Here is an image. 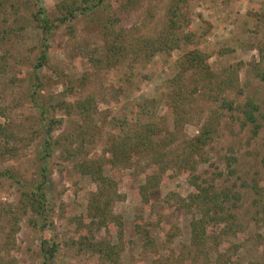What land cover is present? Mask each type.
<instances>
[{"label":"rangeland","instance_id":"obj_1","mask_svg":"<svg viewBox=\"0 0 264 264\" xmlns=\"http://www.w3.org/2000/svg\"><path fill=\"white\" fill-rule=\"evenodd\" d=\"M24 1L0 0V70H5L0 75V125L8 124L13 128L30 123L27 118L34 116V111L27 102L24 81L14 85L9 82L11 78L20 79L16 64L22 62L26 66L31 61L37 53L34 47L41 37L40 32L30 25L35 13L34 0H27L28 6ZM60 1L40 0L50 20L54 19ZM105 2L107 8L102 14L118 21L115 28L122 30L126 39L154 36L162 26L169 6V0ZM181 12L187 21L179 34L193 32L196 50L209 57L212 74L221 75L232 68L236 81L231 89L215 88L218 80L211 88L197 85L199 91L191 103L190 120L184 125L181 140L170 150L178 154L183 152L187 142L203 126L214 130L213 140L200 150L193 170H166L158 188L150 193V203L162 212L158 227L152 225L155 209L150 211L138 196V187L151 170L139 173L137 169L116 171L107 165L104 167L105 175L119 179L118 193L122 198L113 204L112 209L123 221L125 247L121 262L152 264L154 259L168 256L169 250L178 254L187 248L191 216L172 200H163L169 194L188 200L196 193L191 182L226 195L229 200L224 199L225 210L234 217L231 221L238 227L227 236H220L225 225L211 224L212 234L221 240L217 251L225 256L216 264L264 262V0H185ZM80 39L103 53L104 42L95 28L88 27L82 19L76 22V40ZM47 43L48 65L40 71L44 86L41 95L52 96L54 102L63 100L71 104L92 99L91 115L97 120L100 132L94 143L87 147L89 159L108 158L106 150L113 133L111 118H133L139 104L155 100L158 108L154 116L141 119L155 123L163 132L171 128L170 80L181 73V61L186 52L184 44L169 55L158 53L151 60L143 56L127 58L110 69L97 71L85 59L70 56V42L63 26L54 28ZM51 67L71 78L85 77L82 91L61 96L64 84ZM193 73L186 72L182 78L187 82ZM248 102L257 107L255 124L247 123L243 115L249 109L245 106ZM51 116L61 121V125H55L52 137L71 134L81 123L77 113L66 116L57 111ZM40 142L41 139L15 156L0 155V172L15 174L20 181L34 180L35 153ZM50 171V192L56 199L52 215L54 228L33 229L23 216L18 231L9 242L7 235L11 234L5 224L0 225V257L6 264H41L40 244L48 240L58 244L49 264H96L89 253L64 245L68 240L77 241L81 237L82 232L77 231L75 224L68 219L81 217L84 223H88L87 204L95 186L88 176L76 173L70 165L59 163L55 157L50 163ZM18 200L17 185L0 174V207H15ZM60 204L64 207V214L58 208ZM136 223L141 224L155 240L159 247L158 256L141 249L139 235L134 231ZM171 228H177L179 233L168 238ZM114 229L110 226L111 238L116 242ZM104 237L103 230L95 233L96 239Z\"/></svg>","mask_w":264,"mask_h":264},{"label":"trees","instance_id":"obj_2","mask_svg":"<svg viewBox=\"0 0 264 264\" xmlns=\"http://www.w3.org/2000/svg\"><path fill=\"white\" fill-rule=\"evenodd\" d=\"M184 2L185 0H169L162 26L154 36L126 39L123 31L115 28L118 21L102 14L107 8L105 0H61L56 5V15L52 20L47 17L40 0H34L35 13L31 24L28 22V25H33V28L41 34L38 44L34 47L37 53L26 66L22 62H17L20 79L11 78L9 82L14 85L24 81L27 85V102L33 109L34 116L27 118L30 123L19 125L17 128L8 124L0 125V155L15 156L36 141L41 139V142L35 153L34 180L20 181L15 174L0 172L2 177L17 185L19 192V200L15 207H0V225L5 224L11 234V236L7 235V241L13 240L23 216L27 217V223L33 229L40 231L48 227L54 228L52 215L56 199L50 192V163L55 157L59 163L70 165L76 173L88 176L95 186V191L90 194L87 204L88 223H84L81 217L68 219L71 224H75L77 231L82 232L81 237L77 241L68 240L64 245L77 247L78 251L89 253L96 264H122L121 255L125 247L123 221L112 209L113 204L122 198L118 193L119 179L105 175L104 167L107 165L111 170L116 171L137 169L139 173L150 169L151 173L147 174L143 184L138 187V196L153 212L156 205L150 203V193L158 188L165 171L170 168L180 171L193 170L200 156V150L213 140L214 130L211 127L203 126L198 134L187 142L185 150L180 154L176 151L171 152L170 148L181 140L184 125L190 120L191 103L199 91L197 85L201 84L204 89L211 88L214 81L218 80L215 88L231 89L236 78L232 68L221 75L212 74L208 65L209 57L196 50L193 32L179 34L187 21L181 12ZM24 5L28 6L27 0L24 1ZM78 19H82L88 27L95 28L104 42L103 53L84 39L76 40ZM26 25L27 23L24 28ZM59 26L64 27L68 43L70 42V56L85 59L97 71L110 69L127 58L137 59L143 56L151 60L158 53L169 55L184 44L186 52L181 61V73L170 80L172 93L169 107L173 115L171 128L163 132L155 123L141 119V117L154 116L158 108L155 100L139 104L133 118H111L110 127L113 133L106 150L108 158L89 159L87 147L94 143L100 132L97 120L91 115L92 99L86 98L71 104L63 100L54 102L52 96L41 95L44 86L40 71L48 65V36ZM51 68L54 75L64 84L61 96L72 95L77 90L82 91L85 77L71 78L58 68ZM4 71V68H1L0 75L4 74ZM189 71L194 72L192 74L194 76L186 82L182 77ZM245 106L249 108L243 112L245 121L255 124L254 112L257 111V107L250 102ZM57 111L66 116L78 114L81 123L73 133L52 137L51 133L55 125H61V121H56L51 116ZM143 163L144 165L141 166ZM191 185L196 193L189 196L188 200L172 197L170 194L163 200L166 202L172 200L186 215L191 216L189 244L178 254L169 250L168 256L156 258L152 264H213V261L216 264L225 258L217 251L221 242L220 237L212 234L210 226L224 224L220 236L222 234L227 236L231 231L238 229L231 221L234 217L225 210L224 199L225 201L229 199L212 188H203L195 182H191ZM58 208L64 214L63 205L60 204ZM154 216L155 222L152 225L158 227L162 220V212L155 209ZM110 226L115 228L116 242L111 238ZM101 230L105 232V237L96 239L95 233ZM134 231L139 235L141 249L158 256L159 247L149 232L139 223L135 224ZM178 233L177 228H171L167 237L173 238ZM57 249L58 244L55 241L51 243L48 240L42 241L41 264H49V258ZM234 249L236 250L237 247ZM226 261L230 260L226 258ZM0 264H6L1 257ZM254 264H264V262Z\"/></svg>","mask_w":264,"mask_h":264}]
</instances>
